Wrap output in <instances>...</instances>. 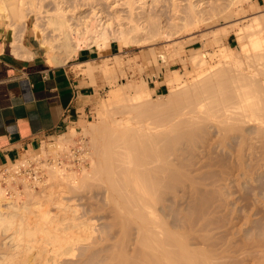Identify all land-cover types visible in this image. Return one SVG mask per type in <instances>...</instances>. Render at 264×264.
<instances>
[{
    "label": "bare ground",
    "instance_id": "bare-ground-1",
    "mask_svg": "<svg viewBox=\"0 0 264 264\" xmlns=\"http://www.w3.org/2000/svg\"><path fill=\"white\" fill-rule=\"evenodd\" d=\"M26 1H30L28 4L29 6L25 4ZM35 1L36 0H0V25H5L7 29L6 31H10L13 35L16 36L21 25L24 26L25 30H27L32 18L35 17L36 20L34 23L32 22L33 26L31 29L34 31L36 40L39 42L41 48L45 52V59L47 63L53 67L69 63L77 57V54L80 50L96 47L98 48L101 46L104 47V49L110 48V46L103 45H110L112 41H118V38H120V36L118 38H115V36L114 38L110 37L108 29L111 24L107 23L109 25H107L106 27L104 23L102 25L103 21L100 19L104 18V15L102 16L99 14L100 16L98 17V13H96V11L94 12V19L96 22H98V26H91L87 24L89 22H83V25L86 26L82 30L77 27L78 24L77 26H74L73 24L75 23H71L74 21H70L71 19H68V11L66 12L64 7L62 8L60 6V3H58L59 8L56 9L55 13H49V11L45 10L43 6H37ZM61 2H63V0H61ZM126 2L129 8H132L131 6L134 4L135 0H127ZM193 12L194 11L192 10V13ZM44 13H46L45 16H43ZM194 16L195 20L197 21L198 17L196 16V13ZM41 18H44V24L42 23L43 25L41 24ZM254 22V24L249 26V29L253 27L255 28L254 30H256L257 33H253L252 35H250L248 45L241 46L240 50V53H243L246 60L242 59L243 61H241L236 59L233 54V49L225 48L221 49L219 53L220 60L218 61V63L212 65L210 64L211 62L209 63L207 59L208 57L214 56L215 54L208 53L207 55H203L202 53L197 52L196 56L192 58V64L196 69V71L194 70L196 74L193 77L194 82L192 83V85L190 84L191 86L189 85V87H183V89L181 87L185 84L187 85L189 80L184 81V77H179L177 74H175L174 78L170 79L168 83L169 86H171L172 94L170 93V99H168L167 101L170 102L172 106L170 107V105H166L165 107L170 108H167L164 111L162 110L160 112L161 116L158 115V109H155L158 112L155 113L153 111L154 109L151 107L155 104H152L151 100H149L151 96L149 93V88H144L142 92L139 91L143 86H133V89H135V94L131 96L128 95L126 99H121L119 92L115 94L113 92V99L107 100V104H104L106 105L105 113H108L110 108L115 104L121 102L131 103V105L124 107V111H126L128 117L120 121H114L111 124L110 128L104 126L105 128L102 127V130H99L98 128L95 130V132L97 130L102 131L101 135L105 133L104 135H102L103 137H101L100 135V137H97L103 138L101 139L103 140L102 143H100V141L98 143H95L97 139H94L95 141L93 140V149L95 151L93 156H96V160H94L95 162L93 161L94 163L92 164V176L98 181L95 184L96 186L100 183L99 181H102L103 179V183L101 184H105L103 186H107L106 191L109 190V192L111 193H108V191L106 192V194L108 193L107 197L109 196V199L106 197L108 200L107 202L112 200L113 203V205L110 204L109 208L115 210L113 212V216L115 217V215H117V218L115 219L119 220V222H117V225L115 220L113 222L116 226H118L119 223L121 224V232L118 230L119 232L117 233H119V235H121L120 233H122V238L119 236L121 239L119 237L118 238L121 241L119 239L117 240L118 242L116 241L117 243L120 242L119 246H115V243L112 245L113 250H110L111 255H109L111 257V262H115V264H241L242 262L240 263L239 261L243 260V258L244 260H246L247 258L245 259V257H248L247 254L251 251H255L254 247H257V243L258 246L259 244H263L264 246V243L261 242L263 241V239L259 240V242L261 243H259L258 241H256V243L254 242L256 246L250 245V247L248 245L246 246L245 244V246L248 248L245 250L251 251H247L248 253L246 251H242L245 252L246 256H243L242 259L238 258L240 260L237 259V262H229V260H231L232 253L235 250L231 252L230 256L231 245L226 244L227 247H225V245L223 246L222 244L224 250H220L219 247H222L220 245L218 247L220 250L219 252L216 249L218 244H221L220 241H216L218 238H215V242L210 241L211 239H213L212 237H217V235L219 234L212 237H207L208 235H210L209 233H207V231L209 232L211 227H209V230H207L208 228L206 229V225L203 226L204 223H201L200 225L201 227H203V230H201V234L203 233V231H206V233L202 235L195 234L194 237H197V235L199 236L195 239H198V244H201L203 247H198L197 249H195V247L194 250H192L193 248L189 249L192 244L198 245L195 244L197 242L194 243L193 241L189 240V237L192 236L191 234L197 232H194L195 230H193H197L196 226L192 229L193 224L198 226V222H195L197 219H194V213V216L189 215L190 219L185 218L193 224L183 223V225L185 224L184 227L186 229L187 227H189L188 230H186L185 228H181L180 226V224L182 223L181 220L183 219H175L173 222L175 224V227L173 225V229L178 228V230L175 229V231L170 229L172 227L168 226L170 221L172 223V220L169 221V219H166L167 217L161 214L164 213L165 215L166 211H169L170 208H168L167 210H162V208H159V204L163 201V198L165 196V198H168L166 195L167 191L174 190L173 192H170L171 194L177 191L178 188H182L184 189V194H186L187 192L185 190L187 188H185V186H187L188 182H191L192 185L190 186V189L193 190H191L190 192H193L192 194H194V197H192L190 194L189 197H192L193 199L188 200L193 201L194 198H196V204H194L195 201L193 203L191 201L190 203H192L193 206H189V208L194 207V211L197 210L196 213H199L198 217H203L204 207H211L209 204H207L209 203V201L206 202L209 196H213L211 197L212 199L209 198L211 199V202L214 201L213 204H215V202H218L217 200L219 199L225 202L229 198V193H227L228 191L226 193H222V191L220 190L223 188L217 190V188L220 187H217V184L220 185L218 181H221V179L230 181V174H234L236 171H242L244 170V168H252V171H254L253 169L255 167H259L258 163L264 160V37L262 36V32L259 30L261 25L259 23V20L255 19ZM48 31L52 32V34L49 33L50 36H52L51 38H49L47 35ZM118 31L119 30H117L116 32ZM226 33L227 32L225 31L224 33H222L224 34V37ZM121 34L119 33L118 35ZM216 38L214 39L216 41L215 44L217 45L219 40H216ZM122 39L123 38H121V40ZM18 47L19 46L17 38L14 37V41L12 42L13 53L16 56H21ZM109 67L110 66L105 65L104 69L102 68L105 74L111 71ZM90 70L93 71L92 68L88 69V71ZM179 88L183 91H179L178 93L177 90H180ZM148 100L150 101L151 104H149L151 106L147 105ZM126 109L130 110L127 111ZM132 113H136L137 115L131 117ZM158 116L161 120L157 122L156 120L159 119ZM92 126L93 124L90 123L91 128ZM76 135L77 133L74 131L70 137H75ZM95 136L93 135V137ZM216 136L218 137V139H213L216 138ZM70 137L60 136V142L57 145L56 149H60V151L63 149L65 150L66 144L72 141L70 140ZM212 141L213 143H211ZM228 141H230L231 145L228 144V146L226 145L225 147H240V150H238V152L236 151L237 153L234 151V153L237 154V157L233 155V157L235 158H232V164L229 162L231 161L230 158L232 154L230 156L221 153V155L219 156L216 155L217 157L215 155L214 157H212L213 153L215 154L216 152L214 151V147L217 145V143L218 145H220L219 147H224V145L227 144ZM212 144L214 145L211 148ZM202 148L204 149L203 151L200 150ZM197 150H200L201 152L199 153ZM44 151L45 150L42 148L41 153L43 154ZM45 154L46 153H44L43 155ZM89 155L90 154H88V156ZM247 157L251 162H253L254 160L259 161L253 164L257 166L254 167L253 165H250L251 163L247 164L248 162L246 161L248 160L245 161ZM57 160L58 159H56V163L54 166L50 167L48 165L50 167L48 168V170H50V176L48 175V177H50L49 179L51 181H55L56 183H69L72 180L75 181V184H69L70 186H73L71 188V190L73 189L72 191L77 189L76 186L77 184H79V182L84 181L90 175V173L86 172L85 168L83 169V177L81 178L77 176V173H71L72 175L70 176L65 175L63 174L64 170H61L59 165H56L58 164ZM205 160L209 161L205 162ZM213 166L222 167L224 170H221V174L214 173V170L213 172L209 171L211 176H207L208 174L205 173L206 171L204 172V175L201 174L195 176L199 173H196L195 175L193 174L194 171H197V169L195 168L203 170L202 168L205 169ZM208 169L210 170V168ZM208 169L206 170L208 171ZM233 169L236 170L233 171ZM238 172H236V174ZM249 173H247V175H249ZM192 174L194 176H191ZM214 174L215 176L216 174H218V177L221 176V179L218 180V177L215 178ZM224 175H226V177H224ZM257 176L261 177V175ZM208 177H214L215 179H217L216 182L218 183L214 182V185H211L213 188H216L215 190L211 188H209L210 190H205L203 187L205 186V184H203L202 186L201 183H197L200 185L198 187V185L196 184L197 181L195 182V180L198 179L199 181H202V183L203 181H209L210 178ZM240 180L239 184L241 183ZM11 181H7L8 186L12 191H14L12 193L11 199L7 197L6 189H4L0 185V264H90L92 260L93 262L95 260H98L97 258L99 256H102L101 254L103 252L106 251V253H108V248H112L110 247L111 245L108 246V248L105 247L106 249L104 250V247H101L102 250L98 247L99 245L102 246V243L105 244L106 241L102 238L104 242H100L102 239L100 240V238H96V236L100 237L98 235L101 233V230H99L100 228L98 229V226H96V224L94 223L97 221H93V219L95 218L90 221V217L84 216L86 217V219H89L83 221L82 218L84 219V217L81 214H79L82 216L80 220V217H77L76 213H80L78 208H73L74 205L70 204H73L74 202L78 203V201L81 199L80 197V199L77 198L78 200L66 201L62 192L57 197H53V195L45 196V194L44 196L43 194H41V196L39 195L40 197L43 196L42 198H44V201L45 199H47L46 201L49 203L47 207V202L45 201L44 203L43 200H41L42 198L40 199V197H37L38 193L36 194L34 192H31L33 190L28 188L26 189L27 193H25L27 198L30 199H27L29 201L28 203V201H23L21 192H18L14 190V188H12L13 186L11 184ZM18 181H21L23 184L27 183V185H29L27 180L19 179ZM18 181L16 180L15 182L17 183ZM213 181H211L210 184H212ZM226 181L223 182L226 183ZM259 181L263 182L261 180H258L257 182L259 183ZM237 183L238 182H236V184ZM261 186H264V184H260L259 187ZM104 187L99 188L103 189ZM29 189L31 191H29ZM178 190L181 191V189ZM263 190H259L260 192L257 191V193L254 192L257 195L255 199H258V196L260 195L259 193H262ZM174 194L176 195V192ZM188 194L189 193H187V195ZM251 194L253 193H249L247 195ZM110 195H112V198ZM187 195L184 196L187 197ZM198 195H200V197H197ZM215 195L218 198L220 196V198H217V200H215ZM253 195L251 196L253 197ZM184 196L181 195V199H183L182 197ZM236 197L238 198V196ZM252 197L247 196V198L245 199H247L246 201L249 202L253 199ZM177 199H179V197H177ZM188 200L184 202L188 203ZM198 201H202V203H199L200 205H205L203 209H200L203 210V213L201 212L202 214L198 210V206H200L197 203ZM224 202L221 204H224ZM251 202H253L252 206L256 207V211L258 212H254V207H252L251 209ZM251 202L244 203L246 204V209H251V213L254 212V215L261 213V210L263 209L259 208H262V206H259V208H257L258 206L254 205L255 201L252 200ZM19 203H21V205H19ZM50 203L55 204V208L58 209V213H53L52 210L49 209ZM177 203L183 202H181L180 200V202ZM227 203H225L226 205H224L227 206ZM213 204H211L212 208L215 207L216 209L218 203L216 204V206H213ZM221 204L219 207L217 206V210L219 208H224L222 207L224 205L221 206ZM111 205H115L116 207H112ZM194 205H198L197 208ZM244 208L245 207H243V210L240 209L239 211H247ZM157 209L165 211L161 212ZM190 210L192 211L193 209ZM236 210L237 209H235V211ZM93 211L95 210H92L91 212ZM239 211L238 213H240ZM158 212H161L160 215ZM95 213L93 212V214ZM263 214L264 213H261V215ZM161 215L162 218H165L161 219ZM230 215L232 214L230 213ZM234 215H237V213ZM192 216L194 217L193 219ZM246 216L249 217L251 216V214H248ZM220 218L222 217L220 216ZM238 218L239 217H237V219ZM244 218L245 216H243V219ZM261 218H264V216L260 217V219ZM172 219L174 218L172 217ZM227 219L228 218H226V220ZM231 219H233V217ZM163 220L168 221H166V223ZM236 222L237 221H235V223ZM255 224L257 223L255 222ZM207 225L211 226V224ZM260 225V227H264L262 226V224ZM133 226L135 230L132 228ZM259 226L256 225L255 227L257 228ZM201 227L199 228L202 229ZM131 229H133L134 232H138L137 235L139 237L137 235L136 236L139 239V242H137V244H139V246H137L139 251H137L136 249L137 254L134 255L135 257L132 256L133 258H128V255H126L128 253L127 251H125V248L129 247L126 246L127 241L129 240L128 243L131 241L130 236L132 237L131 233L133 232ZM262 229L264 231V228H261V231ZM230 230L226 233H231ZM257 230L259 231V229H256L254 231ZM114 232L111 233L115 234ZM213 232L214 231L212 229V234H215ZM263 233L264 232H261V234ZM129 234L131 235L129 236ZM249 234H252V232H250ZM229 235L230 234H228V236ZM27 236L29 237L27 238ZM221 236L222 238L224 236L227 237V234H224V236L220 235L218 237L220 238ZM255 236L257 235L255 234ZM25 237L27 239H25ZM126 237L129 238L126 239ZM250 238L251 237H248V239ZM257 238H261V236ZM222 240L227 241L226 239ZM240 240L242 241L241 238ZM124 241H126V245H124ZM189 241H191L192 244ZM225 241L222 242L225 243ZM189 243L191 244L190 246ZM233 243H231L232 247H234L233 249L238 250L239 248H241L238 250V252L235 251L234 253L237 256H239L238 254H243L240 252L241 250H244L243 241L242 243L238 242L240 243V245L242 244L239 247L234 246L235 244ZM261 246H259V249H264V247ZM97 247L100 250H93ZM118 247L120 248V250L118 249ZM256 252L260 253L258 249ZM262 253L259 256H261ZM109 256L107 257L110 258ZM259 258L261 259V257ZM99 259L102 258L99 257ZM260 259L256 261H260ZM263 261L264 259L261 260V262Z\"/></svg>",
    "mask_w": 264,
    "mask_h": 264
},
{
    "label": "rangeland",
    "instance_id": "rangeland-1",
    "mask_svg": "<svg viewBox=\"0 0 264 264\" xmlns=\"http://www.w3.org/2000/svg\"><path fill=\"white\" fill-rule=\"evenodd\" d=\"M126 1L127 0H63V2H61V0H36L35 1L37 6H39V5L43 6L45 8V10L49 11V13H55L56 9L59 8L58 3H60V6L62 8L64 7L66 12L68 11L67 12L68 13L67 14L68 19H71L70 21H74L71 23H75V24H73L74 26H77V24H78L77 27H79V29H82V30L86 26V25L85 26L83 25V22H89L87 24L91 25V26H98V22H96L94 19V12L96 11V13H98V17L100 15H102V16L104 15L103 16L104 18L100 19L103 21L102 25L104 23L105 27H106L107 25H109L107 23L111 24L112 27L110 26L108 29V33L110 34V37L114 38V36H115V38H118L120 36V38H118V41H112V42H115L117 45H119V46H117V56H115V59L113 61H109V60L103 61L102 65L98 66V69L101 70L102 73L107 77L108 89L103 94L101 100H99V102L94 105L93 113L90 115V118L88 120H86V123L82 126V128H80L79 130L75 129L77 132V135L75 137L74 136H72V137L74 139L75 138L76 139L74 140L72 137H70V132H68V133H65L63 135L66 137H70V140H72V141L70 143L66 144L65 150L63 149L60 151V149H56L57 145L60 142L59 141L60 136H59V137L44 141L43 143H41V145L39 147H37V149L35 151L27 154V157H25V158H31L32 157V159H38L37 165L39 167H41V170H42L41 172H43L42 175L44 178L43 179L44 182H43V184H41V186H38L35 188L32 184H29V185H27V183L23 184L21 181H18L16 184L12 185L13 186L12 188H14V190L21 192L22 197H23V201H25V202L30 200L27 198V196L25 194V193H27L26 189H28V188L33 190V191H31L29 189V191L34 192L36 194L38 193L37 197H40L41 194H43V196L45 194V196L46 195H53V197H57L62 192L66 201L78 200L77 198H79V197L82 199L81 200L79 198L80 200L78 201V203L74 202L73 204H70V205H74L73 208H78L80 213H78V212L76 213L77 217L78 218L80 217L79 220L82 218V216L83 217L84 216L90 217L91 218L90 221H92V219L95 218V219H93V221L97 220L96 221L97 223L96 222H94V223L96 224V226H98V229L100 228L99 230H101V233L100 234L98 233L99 234L98 236H100V237L96 236V238L97 239L100 238V240L103 238L106 241L105 244L102 243L101 244L102 246L99 245L98 247L101 250L103 247H104L103 248V250H104V249L108 248V246H110V245H111L110 247H112L110 249L108 248L109 250L107 249V251H109L108 253H106V251H105L101 254L102 256H99L102 259H99V257H98L97 258L98 260H95L94 262L92 260L90 264H115V262L110 261V259H111V257L109 256V255H111L110 250L111 251L113 250L112 245L114 243H115V246H117V245L119 246L120 242L117 243L118 242L117 240L122 235V233H120L121 235H119V233H117L121 230V228H120L121 224L119 223L118 226H116L117 222H119V220L115 219V218H117L116 217L117 215H115V217L113 216V212L115 210H112L109 208L110 204L113 205L112 200L109 201L111 203L107 202L108 201L107 198L109 199V196L107 197V195H108V193H110L109 190H107L108 193L106 194V192H107L106 187L107 186L104 187L103 185H105V184H103V185L101 184V183H103L102 182L103 179H102V181H99L100 183L96 186L95 184L98 181L96 180V178H94L92 176V164L95 162L94 160H96V156H93V154L95 153V151L93 149V147H94L93 146V144H94L93 140L97 139L98 140V141L96 140L97 142L94 140L95 143H98L99 141H100V143H102L103 140H101V139H103V138H97V137H100V136L103 137L102 135H104L105 133L101 135L102 131H99V130H102V127L103 128H105V127L110 128L111 124L114 121H120V120L128 117V114H126V111H124L125 110L124 107L131 105V103L121 102V103L115 104L114 106H112L110 108L108 113H105L106 105H104V104L105 103L107 104V102H108L107 100L113 99L112 96L117 92L120 93L121 99H126L128 95L131 96V95L135 94V89H133V86H135V87L136 86L137 87L143 86L142 88H140V90L138 88V90L140 92H142V90H144V88H149V93L151 95L149 100H151L152 104H155V105L151 106L150 105L151 103L149 100L147 101V105H150L154 109L153 111L155 113L157 112V110H155V109H158L159 113L158 112L157 113H158V115L161 116L160 112L162 110L164 111L165 109L170 108L172 106L171 103L167 101L168 99H170V96L172 94L171 93V90H172L171 86H169V83H168L170 81V79L174 78L175 74H177L179 77L180 76L184 77L183 78L184 81L189 80L187 85L185 84L181 88L189 87V85L190 84L192 85V83L194 82L193 77L196 75L195 74L196 69H195L194 65L192 64V58L194 56H196L197 52L202 53L203 55H207L208 53H212V54L217 55V56L214 55V56L208 57V59H207L209 61V63L211 62L210 64L215 65L220 60L219 53H220L221 49L232 48L234 57L238 60L243 61L242 59H245V58H244L243 53L242 54L240 53L241 46L248 45V43H249L248 41L250 39L249 36L252 35L253 33H257V31L254 30L255 28L252 27V28H250L252 30L249 29V26L256 23V22H254L255 19L259 20V23L261 24L259 30L262 32V34H263L262 36L264 37V0H135L134 4L131 6L132 8H129ZM29 2L30 1H26L25 4L27 6H29L28 5ZM63 3H65V4H63ZM192 10L196 13V16L198 17V19H197L198 22L195 20V16H194L195 13L193 12L194 13L193 14ZM45 15H46V13H44L43 16H45ZM72 19H74V20H72ZM35 20H36V18L33 17L30 24H29V27L27 29L28 32H27V30H25L24 26H22V25L18 29L17 35L19 38L22 39L23 43H25V39L27 38V36H29L30 31H32L34 33V31L31 28H32ZM40 20H42L41 24L42 23L44 24V22H43L44 18H41ZM246 27H248V28H246ZM254 27H255V25H254ZM117 30L121 31V32H119V31L118 32L120 34L121 33L122 34L118 35L119 33L116 32ZM224 31L227 32L225 34V37H224V34H222V33H224ZM240 31H242V32H240ZM218 32H219V34H218ZM49 33L52 34V32L51 31L47 32L48 37L51 38L52 36H50ZM240 33H242V34H240ZM4 35H5L6 41L8 43H11L12 32H10V31L5 32L4 31ZM121 38H123L122 40H124V41H122ZM214 38H216V40H219L217 45L215 44L216 41ZM229 44L231 46H229ZM103 46H110V45H103ZM96 49L100 52L101 55H104L109 50V48L104 49V47H102V46L98 47V48L96 47ZM40 50H41L43 56L45 57L44 50H42L41 47H40ZM155 61H156V63H155ZM105 65L110 66L109 68L111 69V71L106 73V74L104 73V70H103ZM49 66H51V65L49 64ZM173 72H174V75H173ZM160 84H164L166 87L162 88L157 93L155 90V86H161ZM144 86H146V87H144ZM150 87L153 90H151ZM179 91L182 92L183 90L182 89L177 90L178 93H179ZM113 92H114V94H113ZM167 102L170 104H168ZM166 105L167 106L170 105V107H165ZM150 106H148V107H150ZM160 108H162V109H160ZM128 110H130V109H128ZM135 115H137V114L132 113L131 117H134ZM153 120H151V121H153ZM159 120H161L160 117L156 121L158 122ZM90 123L93 124L92 128L94 129V131L90 127ZM100 126H101V128H100ZM97 128L99 130H97L95 132V130ZM93 132H94V134H93ZM97 132L100 134H98ZM86 133H89L90 135L86 134ZM63 135H61V136H63ZM93 135L94 136L98 135V136H95L96 137L95 138V137H93ZM213 139H218V137L216 136V138H213ZM211 143H213V141ZM53 144H55L56 146ZM228 144L231 145L230 141H228L227 144L224 145V147L223 146L219 147L220 145H218V143H217L216 146H218V147H216V146L214 147V151H216V152H215V154L213 153L212 157H214V155L219 156V155H221V153H224L225 155H230V156L232 154V156L230 158L231 161H229L232 164V161H233L232 158L233 159L235 158V157H233V155H235V156L237 155L236 153L238 152V150H240L239 149L240 147L239 146H236L235 148L225 147L226 145L228 146ZM213 145L214 144H212L211 148L213 147ZM42 148L45 150L44 151V153H46L45 155H43L44 153L43 154L41 153ZM215 148H217V149H215ZM224 148L229 150V151L225 150ZM232 149H234V150H232ZM200 150L203 151L204 149L202 148ZM200 150H197V151L200 153L201 152ZM230 151H232V152H230ZM234 151L235 152L237 151V152L234 153ZM209 152H211V151H209ZM88 154H90V155L88 156ZM56 159H58L57 160L58 164H56V165L57 166L59 165L60 169L64 170L63 174L70 176V175H72L71 173H73V174L77 173V176L81 178V177H83V169L85 168L86 172L90 173L89 177L86 178L84 181L79 182V184H77V186H76L77 189L74 191H72L73 189L71 190V188L73 186L69 185L70 183L75 184V181H73V180L70 181L69 183H66V182L65 183H59V182L56 183L55 181H54L55 182L54 183L53 181H51L49 179L50 177H48L49 172H50V170H48V168L55 165ZM246 160H248V161H246ZM207 161H209V160H207ZM207 161L205 160V162H207ZM245 161L248 162L247 164L251 163L250 165L255 164V162L256 163L259 162L256 160L251 162L248 159V157L245 159ZM229 162H228V164H229ZM234 162H233V164H234ZM258 164H259L258 168L255 167L257 165H253L255 167L253 170L255 171V169L257 168L255 172H258V173H255L254 171H252V168H246V169L244 168V170H242V171H239V172L236 171V172H238L237 174H236V172L234 174H230L231 175L229 177V179L231 178L230 181L229 180H227V181L222 180L221 176L218 177V174H216V176L214 174L215 178L218 177L217 178L218 180L221 179V181H218L220 185L217 184V187H219V186L220 187L217 188V190L218 189L220 190V188H223L220 190V191H222V193H226L227 191H228L227 193H229V195H228L229 198L227 199V201L224 202L222 200L224 202V204L228 202L227 206H225L226 204L225 205L221 204L223 202L221 201V199H219L220 196H219V198L216 197L217 194L215 195V197H216L215 200H217V198L219 200H217L218 202H215V204H213L214 201L211 202V199H212L211 197H213V196H209L208 200L206 202L209 201V203H207V204H209L211 207H209L208 205H207L208 207H204L205 206L204 204H203V206L200 205L199 203H202V201L197 202L198 205H200V206L194 205L196 208H197V206L199 207L198 210L200 211V213L201 212L203 213V210H200V209H203V207H204V213H203L204 216L198 217L199 213L198 212L196 213L197 210L194 211V209H195L194 207L189 208V206H193L192 203L194 201H195L194 204H196V198H194L193 201L188 200V199H193L192 197H194L193 196L194 194H192L193 192L192 193L190 192L191 190H193V189H190V186L192 184H191V182H188L187 186H185V188H187L185 191L187 193H189L188 195H187V193L184 194L185 192L183 191L184 189H182V188H178V189H181V191L178 189H177V191H175L176 195L174 194L175 192L170 194V192H173L174 190L166 192V195L169 199L165 198L166 197L165 196L163 198V201L159 204V208L160 209L162 208V210L163 209L167 210L168 208H170V209H169V211L168 210L166 211L165 215H164V213H161V212H164L165 210L162 211L160 209H157L158 211H161V212H158L159 215L161 213L163 216L167 217L166 219H169V221L172 220V223L170 221L168 224V226L172 227L170 229L178 230V228L173 229V225L175 227V224L173 223L174 220L175 219L187 220L185 218L190 219V216L193 215V213H194L195 216L194 215L193 216L195 218L192 216V219L194 218V219L198 220V221L197 220L195 221V222H198V226L194 225L192 222H189V220H187V221L181 220L182 223L181 224L179 223L181 228H185L184 227L185 224L183 225V223L193 224L192 229L195 228V226L197 227V230L193 229V230H195L194 232L197 231L196 233H192V231H191L192 234L191 233L190 234L193 237L190 236L192 238L189 237V240L193 241L194 243L197 242L195 244L199 243L197 241L198 239L196 240L195 238H198L199 237L198 235H202V234L206 233V231H203V233L201 234V230H203V227H201L200 224L204 223L203 226L206 225V229L208 228L207 230H209V227H211L210 228L211 231L210 230H209V232L207 231V233L210 234V235L207 234L208 235L207 237H212V236L219 234V235H217V237L216 236L212 237L213 239L210 240V241L215 242V240L218 238L216 241L217 242L220 241L221 244H218L216 249L219 252L221 249L224 250V247H223L224 245H225V247H227V245H231L230 256H231L232 251L235 250L238 252V250L241 249V248H239L238 250L233 249L234 247H232L231 243H233V242L242 243V241H243L244 247L243 246L242 247L244 248V250H241L240 252L243 253L244 255L241 254L242 255L241 256L240 254H238L239 256H237L234 253L235 252L234 251L232 253L231 260H229V262L230 261L231 262H237L238 260H240L238 258L242 259L243 256H246L245 252H242V251H246V252L248 251V250H245V249H248L246 247L247 245L248 246H250V245L256 246L254 244V242L255 243H256V241L259 242L260 239H263V241H261V242L264 243V233L261 234V232H264L263 229L261 231V228H264V227H260L261 226L260 224H262V226H264L263 225L264 224L263 223L264 218H261L263 220L260 219V217L264 216V214L261 215V213H264V208H263L264 207V205H263L264 204V201H263L264 200V198H263L264 197L263 196V194H264L263 189L264 188H262L264 186L259 187L260 184L261 185L264 184V160L260 161V163H258ZM216 167L217 166L208 167V168H210V170L208 168H205V169L202 168L203 170H199V168H195V169H197V171H194L193 174L195 175L196 173H199V174H196L195 176H198L201 174L204 175V172L206 171L205 173L208 174L207 176H211L209 171L213 172V170H214V173H220L221 174V170H224V169L222 167H219V166L217 168ZM206 169H208V171ZM236 169H233V171ZM259 169H261V170H259ZM247 173H249L250 176L247 175ZM193 174L191 176H194ZM243 174H245L246 176ZM257 175H261V177L257 176ZM224 177H226V175H224ZM208 178H210V180L207 179L209 181H203V183H202V181H199V179L195 180V182L197 181L196 184L201 183L202 186H203V184H205V186H203L205 190H210L209 188L215 190L216 188H213L211 185H214L213 183L216 182L217 179H215L214 177H208ZM240 179H244V180H240ZM98 180H101V179H98ZM239 180L241 182L240 184H239ZM258 180H261L263 182L259 181V183H260L259 184L257 182ZM211 181H213L212 184H210ZM223 181H226V183H224ZM51 182H53L54 184ZM218 182H216V183H218ZM221 182H223V183H221ZM236 182H238V183L236 184ZM233 184H234V187H233ZM24 185L25 186L27 185L28 187L26 186V188H25ZM67 185H69V186H67ZM100 185H102V186H100ZM197 185H198V187L200 186L199 184H197ZM94 186L97 188L104 187L105 189L104 188L103 189H101V188L97 189ZM214 187H216V186H214ZM257 187H258V189H257ZM3 188L4 189L6 188V191L10 193V194H7V197H9L11 199L12 193L14 191H12L8 185L4 186ZM191 188H193V187H191ZM241 188H244V189H241ZM259 188H262V189H259ZM259 190H263L262 193H259L260 194L259 196L263 199H261L258 196V199L260 198L258 201V199H255V198L257 197V195H256L257 191L260 192ZM168 192L170 195L168 194ZM254 192H256V193H254ZM249 193H253L255 195L251 194V195H253V197H252L251 195H247ZM177 194H179V195H177ZM190 194L192 197H189ZM181 195L182 196L187 195V197H189V198L184 196V197H182L183 199H181V197H180ZM110 196L112 198V195H110ZM236 196H238V198ZM240 196L243 197L244 199L247 198V196H250L253 198L252 200H254L255 203H257V204L259 203L258 205L254 203V205L258 206L257 208H259V206H262V208H259V209H263V210H261V213L257 214L260 217H258L257 215H254L258 211H256V207L252 206L253 202H251L252 201L251 198H250L251 201H249V202H251L250 203L251 209H252V207H254L255 213L254 212L251 213V209H249V208L246 209V204H244V203H249V202L246 201L247 199L244 200ZM42 197H40V199ZM177 197H179V199H177ZM195 197H196V195H195ZM197 197H200V195H198ZM230 197H231V200H230ZM209 198H211V199H209ZM226 198H227V196H226ZM165 199L167 200V203H166ZM41 200H43V202L45 203V201L47 199H45V201H44V198H42ZM180 200L183 203H177V202H180ZM186 200H188L187 202L189 203V205H188V203L184 202ZM239 200H241V201H239ZM191 201H192V203H190ZM244 201H246V202H244ZM28 203H29V201H28ZM234 203L235 204L237 203V204L235 205ZM261 203H263V204H261ZM48 204L49 203L47 202L46 203L47 207H48ZM211 204H213V206H216V204H217L218 207L221 204V206L224 205V206H222L224 208H221V209L219 208L220 210L219 209L217 210L218 207L216 206V209H215V207H213L214 208L213 209ZM19 205H21V203H19ZM165 205H167L168 207ZM114 206H112V207H114ZM55 207H56L55 204L50 203L49 209H51L53 213H58V209ZM243 207H245L244 209L247 211H245V212L239 211L240 209L243 210ZM157 208H158V206H157ZM190 209H193V210L191 211ZM235 209H237L236 210L237 212L235 211ZM92 210H95L93 212L94 213L96 212V213L93 214V212H91ZM216 210H217V212L219 211L218 213L220 215L216 212ZM223 210H224V212H223ZM225 210H228L229 213H228V211H225ZM238 211L240 213H238ZM235 212L237 213V215H234V214H236ZM230 213L232 215H230ZM242 213H243V215H242ZM79 214H81L82 216ZM168 214H169V216H168ZM248 214H251V216H249L250 218L248 216H246ZM162 215L160 216V218L164 219L165 217L162 218ZM220 216L222 218H220ZM243 216H245L246 220H245V218L243 219ZM254 216H255V218H254ZM86 217H84V219L82 218V220L86 221L87 219H89V218L86 219ZM172 217L174 219H172ZM224 217L228 218L227 219L228 221ZM232 217H233V219H231ZM237 217H239L240 219L238 218L239 219L238 220ZM114 220L116 221V225L113 222ZM163 221H165V220H163ZM166 221H168V220H166ZM192 221H194V220H192ZM235 221H237V222L235 223ZM249 222H251L252 224ZM255 222L257 224H255ZM207 224H211V226L207 225ZM256 225H258V226L260 225L259 226L260 228L259 227L256 228L255 227ZM190 226H192V225H190ZM199 227H201L202 229H200ZM132 228L135 230L134 226ZM188 228L189 227H187V229L186 228L185 229L188 230ZM133 229H131L133 231L131 233L132 237L130 236L131 234H129L131 241L128 243L129 240L128 241L126 240L127 245L125 244L126 241H124V245L129 246V247L125 248V251H127V253H128V254H126V255H128V258H130V257L133 258L132 256L137 254L136 252L139 251V249L137 247V246H139V244H137V242H139V239L137 238L138 232H134ZM190 229H191V227H190ZM212 229L214 231L213 233H215V234H212ZM253 229L254 230L259 229V231H261V232H259L258 230L254 231ZM229 230L231 231V233H226ZM248 230H251V231H248ZM136 231H138V230H136ZM247 231L249 233L252 232V234H249ZM253 231H254V233H253ZM111 232H114L115 234H112ZM111 234H112V236H111ZM195 234H198L197 237H194ZM224 234H227V237L224 236ZM228 234H230V235L228 236ZM255 234L257 236H255ZM220 235H223L224 237L222 238V236H221L219 238L218 236H220ZM236 235H237V237H236ZM248 235H250V236H248ZM251 235H253L255 237H253ZM247 236L251 237V238L248 239ZM260 236H261V238H257ZM28 237L29 236H27V238ZM113 237H115V238H113ZM239 237L242 239V241L240 240ZM27 238L25 237V239H27ZM127 238H129V237H126V239ZM243 238H244V240H243ZM103 239L101 241L100 240L99 241L104 242ZM192 239H194V240H192ZM219 239H221V240L226 239L227 241L222 240V241H225V243H224ZM191 241H189V242L192 244ZM230 241H231V243H230ZM135 242H136V244H135ZM228 242H229V244H228ZM261 242H259V243H261ZM190 243H189V246L191 245ZM237 243H233V244H235L234 246L239 247L242 245V244L240 245V243H238L239 244L238 245ZM250 243H253V244H250ZM121 244H120V246H121ZM222 244H223V246H222ZM245 244H246V246H245ZM220 245L222 247H219ZM261 245L263 246V244H261ZM261 245L259 244V246H261ZM259 246L257 243V247L256 248L254 247L255 253L252 252L251 250L250 251L252 253L250 251H248L250 253H248V252H247L248 254L246 253L248 257H245V259L246 258L247 259L244 260V258H243V260H241L239 262L240 263L242 262L243 264H256V263L264 264L263 263L264 261L261 262V260L264 259V253H262V252H264V249L260 250ZM98 247L93 249V250H95V251L100 250V249H98ZM198 247L201 248L203 246L201 244H198V245L192 244V246H190L189 249L193 248L192 250H194V248L197 249ZM218 247L220 248V250ZM118 249L120 250L119 247H118ZM136 249H137V251H136ZM249 249H251V248H249ZM254 249H252V250H254ZM257 249L259 250L260 253L256 252ZM261 253L263 255V258H262V255L259 256ZM234 255H235V257H234ZM107 256H109L110 258H108ZM259 257H261V259ZM256 258H258V259H256ZM259 259H260V261H256Z\"/></svg>",
    "mask_w": 264,
    "mask_h": 264
},
{
    "label": "crops",
    "instance_id": "crops-1",
    "mask_svg": "<svg viewBox=\"0 0 264 264\" xmlns=\"http://www.w3.org/2000/svg\"><path fill=\"white\" fill-rule=\"evenodd\" d=\"M6 30L1 24L0 169L35 151L44 141L68 132L71 136L82 128L108 89L107 77L98 66L113 61L119 46L111 42L104 55L96 48L80 50L69 63L53 67L43 56L35 33L30 31L25 43L12 34L8 43ZM14 37L21 56L13 53ZM90 66L93 71H88ZM160 85L155 86L157 93L166 87Z\"/></svg>",
    "mask_w": 264,
    "mask_h": 264
},
{
    "label": "built area",
    "instance_id": "built-area-1",
    "mask_svg": "<svg viewBox=\"0 0 264 264\" xmlns=\"http://www.w3.org/2000/svg\"><path fill=\"white\" fill-rule=\"evenodd\" d=\"M25 157H27L26 153H24L20 159L16 160L11 165H6L0 169V185L2 187L8 185V180H12L11 184L13 185L16 184L15 181H18L19 179L27 180L28 183L32 184L35 188L43 184V172H41V167L37 165L38 159ZM7 194L10 193L7 192Z\"/></svg>",
    "mask_w": 264,
    "mask_h": 264
}]
</instances>
